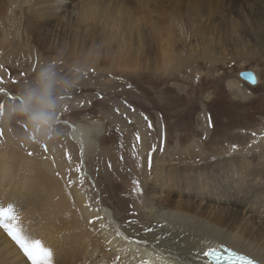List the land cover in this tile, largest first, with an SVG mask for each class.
I'll list each match as a JSON object with an SVG mask.
<instances>
[{
	"label": "bare ground",
	"instance_id": "1",
	"mask_svg": "<svg viewBox=\"0 0 264 264\" xmlns=\"http://www.w3.org/2000/svg\"><path fill=\"white\" fill-rule=\"evenodd\" d=\"M135 3L146 16L150 15V7ZM172 3L170 11L161 10L149 24L152 27L149 33L154 30L163 37L149 38L153 46H148L141 44L142 30L128 16L119 18L116 12L102 11L96 22L89 23L92 8L87 6V0H0L2 63L10 59L11 53L20 56L25 50L33 52L32 47L72 54L84 53L90 46L104 49L114 42L116 48L109 51L113 53L109 61L120 71L145 68L157 60L160 64L172 59L176 64H189L202 49L203 33H212L216 26L222 33L232 28L231 13L242 20L250 18L252 26L264 19V0H173ZM217 18H221L219 24L215 23ZM130 28L138 33L137 40L128 35ZM236 31L232 28L227 32L234 35ZM193 32L195 42L189 43ZM261 33L257 27L249 28L241 31L233 43L264 42ZM155 46L159 52L150 56ZM183 48L191 50L189 58L181 55ZM89 60L96 62L99 58L93 55ZM256 72L253 73L257 83L251 86H257L260 80ZM227 88L234 98L250 97L234 81L228 80ZM12 97L20 98L14 94ZM60 123L69 127V137L78 146L83 174L91 179L85 158L93 143L91 134H98L95 129L99 123L93 120ZM203 131L207 132L206 126ZM8 141L0 144V207L12 205V214L18 217L24 233L52 251L51 264H141V261L207 264L206 250L218 245L264 259V147L250 146L244 150L246 153L234 150L228 157L202 165L169 168L154 163L153 168L149 166L150 173L143 157L136 171L141 187L140 204L146 211L147 226L158 229L151 228L138 238L124 229L112 209H95L91 192L84 190L83 185L75 186L72 195L56 175L58 167L53 160L29 155L17 143ZM158 149L154 151L155 157ZM155 157L153 161L158 160ZM118 231L120 236L116 235ZM0 264H31L2 228Z\"/></svg>",
	"mask_w": 264,
	"mask_h": 264
},
{
	"label": "rangeland",
	"instance_id": "2",
	"mask_svg": "<svg viewBox=\"0 0 264 264\" xmlns=\"http://www.w3.org/2000/svg\"><path fill=\"white\" fill-rule=\"evenodd\" d=\"M172 1L87 0V6L92 8V17L88 21L96 22L102 11L116 12L119 18L128 16L142 30L139 33L140 38H144L141 44L153 46L152 40L163 36L154 30L151 33L157 35H151L149 24L161 10L170 11ZM135 2L144 3L146 9L150 7V15L139 10ZM233 15L231 13L233 18L229 19L233 30H237L235 34L227 32L232 28L222 33L219 26L212 33H203L200 38L202 49L189 64H176L174 59L160 64L157 60L145 68L120 71L109 61L116 48L114 42L104 49L90 46L84 53L72 54L31 46L33 52L25 50L20 56L11 53L10 59L4 63L3 53H0V131L3 133L0 144L9 140L28 154L45 157L50 162L53 160L58 167L56 175L72 195L75 186L83 185L84 190L91 192L93 207L112 209L131 236L140 238L146 232L145 228L158 229L147 226L146 211L140 204L141 187L137 189L134 183L139 182L136 171L143 157L150 173L155 164L169 168L202 165L228 157L234 150L246 153L247 147H264V42L233 43L241 31L246 32L249 28L257 27L264 35V19L252 26L250 18L249 21L248 18L242 20ZM202 19L204 21L205 17ZM217 19L215 23L219 24L221 18ZM136 34L135 29H129L128 35L135 40ZM191 36V39L188 36L189 43H193L195 32ZM158 52L157 46L152 47L150 56ZM189 52L192 53L183 48L181 55L189 58ZM93 55L99 60H89ZM50 59L55 63L60 79L78 81L74 88L58 86L55 92L54 138L48 129L34 132L24 119H10L7 115V109L19 102L18 97H12L13 94L20 96V90L30 84L37 68ZM242 70L258 71V85L251 86L237 77ZM228 80L246 89L249 99L234 98L227 88ZM90 120L99 123L95 129L98 134H91L93 143L85 158L91 179L83 174L78 146L69 137V127L60 123ZM204 126L207 132L203 131ZM46 134L49 136L47 140L44 139ZM156 149L158 155L155 157ZM153 156L159 161H153Z\"/></svg>",
	"mask_w": 264,
	"mask_h": 264
},
{
	"label": "clouds",
	"instance_id": "3",
	"mask_svg": "<svg viewBox=\"0 0 264 264\" xmlns=\"http://www.w3.org/2000/svg\"><path fill=\"white\" fill-rule=\"evenodd\" d=\"M77 83L78 81L60 79L55 63L50 59L46 64L37 68L30 84L20 90L19 102L7 109V115L10 119L12 117L24 119L34 132L48 129L54 138L57 108L55 92L58 86L71 89L76 87ZM44 139H49V136L46 134Z\"/></svg>",
	"mask_w": 264,
	"mask_h": 264
},
{
	"label": "snow or ice",
	"instance_id": "4",
	"mask_svg": "<svg viewBox=\"0 0 264 264\" xmlns=\"http://www.w3.org/2000/svg\"><path fill=\"white\" fill-rule=\"evenodd\" d=\"M2 134V131H0V136H2ZM44 147L45 151H47L46 145ZM29 155H32V153H29ZM77 171H79V168ZM134 183L137 189H139L140 183L138 181H134ZM12 213L13 207L11 204L6 208L0 207V228L6 231L7 235L15 242L27 260L31 261V264H51L53 256L52 251L49 248L43 247L40 240L30 239L19 226L17 222L18 217ZM144 230L146 232L151 231L150 228H145ZM116 235L120 236L121 233L118 231ZM125 239H127V237H125ZM236 254L237 253L233 252V255ZM119 259V257H116L117 261H119ZM239 259L243 261V264H264V259H256L245 254H240ZM141 264H145V262L141 261Z\"/></svg>",
	"mask_w": 264,
	"mask_h": 264
},
{
	"label": "water",
	"instance_id": "5",
	"mask_svg": "<svg viewBox=\"0 0 264 264\" xmlns=\"http://www.w3.org/2000/svg\"><path fill=\"white\" fill-rule=\"evenodd\" d=\"M238 76L251 85H255L257 82V77L251 70H242L238 73Z\"/></svg>",
	"mask_w": 264,
	"mask_h": 264
}]
</instances>
